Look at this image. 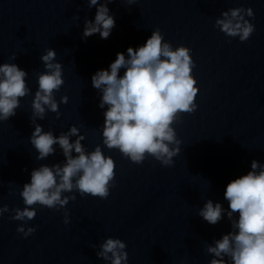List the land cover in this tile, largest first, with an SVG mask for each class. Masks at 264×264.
<instances>
[{"label": "water", "instance_id": "95a60500", "mask_svg": "<svg viewBox=\"0 0 264 264\" xmlns=\"http://www.w3.org/2000/svg\"><path fill=\"white\" fill-rule=\"evenodd\" d=\"M108 7L115 16L109 38L82 40L84 20L95 16L87 0H0V64L26 71L31 89L16 115L0 122V208H9L0 216V264H106L96 251L109 237L126 244L128 264H209L207 247L230 224L224 218L209 225L199 208L207 199L227 208L226 185L246 174L253 159L264 163V0H113ZM238 7L254 14L246 17L255 30L245 42L214 27L223 12ZM156 28L174 48L191 50L199 89L196 110L173 125L181 145L171 167L151 157L135 164L102 144L104 110L91 84L117 52L144 44ZM47 49L62 65L64 83L54 93L60 116L46 110L43 120L30 122ZM31 124L57 136L77 127L86 151L99 145L113 159L115 176L106 199L73 192L62 194L76 199L60 211L36 205L26 225L36 230L25 238L16 231L22 222L10 219L12 209L25 207L22 186L33 169L64 163L55 145L54 155L36 159Z\"/></svg>", "mask_w": 264, "mask_h": 264}, {"label": "clouds", "instance_id": "9594fccd", "mask_svg": "<svg viewBox=\"0 0 264 264\" xmlns=\"http://www.w3.org/2000/svg\"><path fill=\"white\" fill-rule=\"evenodd\" d=\"M135 2L127 0L129 5ZM111 3L113 0H87V7L95 8V16L84 20L82 40L96 34L101 39L109 38L115 27V16L108 7ZM221 16L214 27L228 37H238L240 42L247 41L255 30L246 19L254 16L251 8L229 9ZM56 55L54 49H47L40 56L44 71L37 75L30 122L33 117L43 120L46 110L59 119L54 93L64 81ZM194 67L191 50L183 45L174 48L164 40L159 28L151 32L144 44L117 52L107 69H99L91 77L92 87L101 94L98 107L104 110L102 144L109 150H118L135 164L151 157L162 166L171 167L181 145L173 125L182 113H192L197 108L195 98L199 89L191 74ZM27 75L15 63L0 64V122L15 116L21 98L31 94ZM67 99L62 97L60 103L66 104ZM31 125L34 130L29 142L38 153L36 159L54 155L55 145L61 150L64 163L33 169L29 182L22 186L19 195L25 207L12 209L14 215L10 219L22 222L16 231L25 238L36 230L26 228L37 214L36 205L60 211L76 199L75 195L62 194L73 192L106 199L109 188L114 187L115 176L113 159L99 145L91 152L86 151L82 145L85 137L77 127L57 136L44 131L39 124ZM71 137L76 139L70 140ZM223 199L227 208L221 202L207 199L197 212L209 225L224 218L230 224V230L207 247L212 257L209 264H264V163L253 159L246 174L226 185ZM8 212L7 205L0 208V216ZM63 222L69 223L66 211ZM125 249L124 242L109 237L99 245L96 256L106 264H128Z\"/></svg>", "mask_w": 264, "mask_h": 264}]
</instances>
